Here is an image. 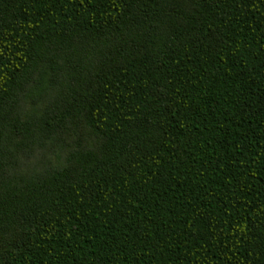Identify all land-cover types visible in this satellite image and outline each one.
I'll list each match as a JSON object with an SVG mask.
<instances>
[{"label":"trees","instance_id":"obj_1","mask_svg":"<svg viewBox=\"0 0 264 264\" xmlns=\"http://www.w3.org/2000/svg\"><path fill=\"white\" fill-rule=\"evenodd\" d=\"M0 264H264V0H0Z\"/></svg>","mask_w":264,"mask_h":264}]
</instances>
